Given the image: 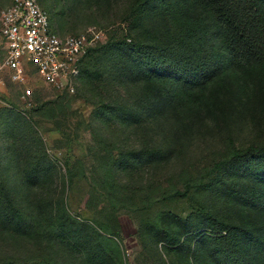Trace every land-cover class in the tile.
I'll use <instances>...</instances> for the list:
<instances>
[{
    "label": "rangeland",
    "instance_id": "1",
    "mask_svg": "<svg viewBox=\"0 0 264 264\" xmlns=\"http://www.w3.org/2000/svg\"><path fill=\"white\" fill-rule=\"evenodd\" d=\"M10 2L0 0V15ZM147 2L40 0L54 31L96 39L72 95L35 82L24 99L0 70V264H197L200 237L207 248L223 226L264 234L254 199L264 187L226 165L264 146L257 71L244 63L234 80L227 73L204 92L160 97L161 83L132 72L123 52L176 40V10L168 17ZM206 12L197 6L190 18ZM208 40L216 51L222 44L215 31ZM4 56L0 39V66ZM76 222L98 235L62 238L61 227ZM260 255L254 264H264Z\"/></svg>",
    "mask_w": 264,
    "mask_h": 264
},
{
    "label": "trees",
    "instance_id": "2",
    "mask_svg": "<svg viewBox=\"0 0 264 264\" xmlns=\"http://www.w3.org/2000/svg\"><path fill=\"white\" fill-rule=\"evenodd\" d=\"M157 1L160 6L163 5L161 12L168 17H172L176 10V40L167 47L142 43L124 45L123 52L127 55V65L132 72L151 82L161 83L160 97L172 102L182 92H204L225 79L227 73L234 80V76L245 69L242 66L244 63L250 71H257L258 86L264 95V0H148L146 4ZM197 6L205 11L207 9L205 18H190V12ZM213 31L222 39L217 51L216 46L208 40V35H212ZM91 51L82 60L80 81L84 76L85 60ZM227 164H231L235 170L253 175L264 187V146L236 152L227 160ZM254 199L264 205V188L262 191L254 190ZM209 221L212 228L219 229L217 220L210 218ZM63 227L60 229L62 238L79 239L89 233L98 235L85 222ZM194 227L187 226L185 231L192 233L196 230L192 239L197 240L200 235L196 234L200 228ZM221 229L226 234L206 238L209 243L207 248L200 237L199 246L196 252L194 250L195 263L201 264L203 260L201 250H206L203 253L207 264H254L251 255L257 248L264 259L263 233L245 227L231 229L223 226ZM160 231L166 234V241L173 243V236L167 228ZM242 242L244 245L241 247Z\"/></svg>",
    "mask_w": 264,
    "mask_h": 264
},
{
    "label": "built area",
    "instance_id": "3",
    "mask_svg": "<svg viewBox=\"0 0 264 264\" xmlns=\"http://www.w3.org/2000/svg\"><path fill=\"white\" fill-rule=\"evenodd\" d=\"M0 37L5 55L0 70L24 88V99L34 92L28 86L35 82L61 94H74L82 60L96 40L89 33L61 35L54 31L40 0H11L1 11Z\"/></svg>",
    "mask_w": 264,
    "mask_h": 264
},
{
    "label": "crops",
    "instance_id": "4",
    "mask_svg": "<svg viewBox=\"0 0 264 264\" xmlns=\"http://www.w3.org/2000/svg\"><path fill=\"white\" fill-rule=\"evenodd\" d=\"M0 39H1V37H0ZM1 41H2V39H1ZM3 43V42H2Z\"/></svg>",
    "mask_w": 264,
    "mask_h": 264
}]
</instances>
